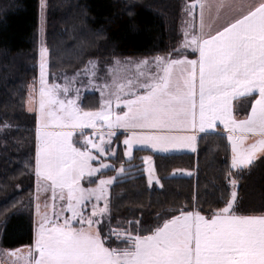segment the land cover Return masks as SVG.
<instances>
[{"label": "snow or ice", "instance_id": "obj_1", "mask_svg": "<svg viewBox=\"0 0 264 264\" xmlns=\"http://www.w3.org/2000/svg\"><path fill=\"white\" fill-rule=\"evenodd\" d=\"M40 5L43 19L47 0H40ZM200 8V31L184 32V47L192 48L193 55L198 51V57L173 59L169 53L139 60L135 63L134 80L125 82L113 76L111 83L102 85L109 89L110 97L103 100L106 109L102 111L81 110L77 104L79 89H75V98H69L77 76L65 78L63 85L48 83L45 74L48 49L41 47L38 101L36 95L30 94V103H38L40 115L35 171L45 184L51 182L54 198L56 189L60 190L59 199L66 201L61 211H70L71 216L61 220L59 214L53 218L46 211L40 214L34 245L28 247L27 253L20 254L18 249L8 252V257L17 258L12 264H19L20 260L24 264H264V214H235V191L225 206L216 209L210 217L200 211H180L154 228L144 230L139 221L118 220L117 224L128 227L113 229L106 191L115 178L102 179L96 188L89 189L79 182L86 169L91 173L113 167L101 163L93 169L89 163L94 159L93 150L108 155L103 143L85 138L84 150L73 144L74 130L77 127L83 130L89 124L94 129L98 123L100 127L106 123L109 129H128L131 135L124 144L126 155L131 156L135 144H151L154 148L192 147L196 136L174 134L175 130L186 132L198 126L204 131L220 121L230 132L258 133L260 137L247 148H240L242 138L228 136L232 141L233 168L252 165L258 153L264 154V0L259 3L215 0L201 2ZM205 8H215L217 17L221 10L239 14L226 19L213 34L210 26L205 31ZM116 65L119 70V60ZM84 74L89 77V83L97 86L98 62L89 61ZM126 88L130 99H122ZM253 90H258V98L252 103L251 112L243 120L234 119L231 101ZM61 95L65 99H60ZM111 97L117 105L122 103L127 107V111L114 119ZM108 135L113 133L110 131ZM100 138L103 141V135ZM118 171L123 173L124 168ZM153 179L150 174L149 183ZM93 198L96 203L85 216L87 202ZM105 217L108 234L102 235ZM140 231L147 234L141 235ZM112 237L126 246L109 247ZM2 264H8L7 259Z\"/></svg>", "mask_w": 264, "mask_h": 264}, {"label": "trees", "instance_id": "obj_2", "mask_svg": "<svg viewBox=\"0 0 264 264\" xmlns=\"http://www.w3.org/2000/svg\"><path fill=\"white\" fill-rule=\"evenodd\" d=\"M193 2L47 0L45 45L50 72L62 70L69 75L84 69L89 61H97L102 74L117 58L143 59L169 53L172 58L193 56L181 49L184 19ZM40 6V0H0V239L6 249L29 246L33 241L32 205L29 211L18 206L22 200L31 201L35 182L37 118L27 109V98L38 75L33 53L39 40ZM174 49L181 51L174 53ZM50 81H56L51 74ZM80 107L99 109V94H85ZM124 136L115 135V153L105 157L113 167L97 172L89 182L115 178L109 195L113 229L128 227L117 224L118 220L139 221L144 230L154 228L180 211L211 216L231 198L234 179L235 212L264 214V155L250 168L236 171L228 136L215 133L200 135L192 152L136 149L127 159ZM148 156L159 181L152 186L144 164ZM121 167L123 173L118 171ZM103 223L102 235H107V217ZM108 246L126 245L112 237Z\"/></svg>", "mask_w": 264, "mask_h": 264}, {"label": "rangeland", "instance_id": "obj_3", "mask_svg": "<svg viewBox=\"0 0 264 264\" xmlns=\"http://www.w3.org/2000/svg\"><path fill=\"white\" fill-rule=\"evenodd\" d=\"M193 10H194V8L193 9L191 8V11H188L187 18H186V20H184V26H185L184 32H185V30H187L191 33L195 29L196 22L194 21ZM45 21H46V8L43 10V19H42V10H40V22H39V31H38L39 40H38V44L35 45V48H34L35 50L33 53V56H35V58H33V60L35 61L34 66L37 67V71H38V75H37V79H36L37 81L35 80V83L29 89L30 93L28 94V98H27V109L29 111L35 112V114L37 115V125H38V122L40 120V115H39V111H38V103L36 105H33L32 103H30V94L36 95L37 101H38V99H39V88H40V77H41V54H40V52H41L42 46L47 48V46L45 45V32H46ZM189 24H191L193 27L189 28ZM184 41H185V39H184ZM184 41L181 45V49L182 50L192 49V48L184 47ZM45 60H46L45 74H46V79H47L49 84H52V82L50 81V74L53 76V78L56 79L55 83L59 84V85H63L65 83V78L71 79L73 76H77V79L72 84L73 90L69 93V98H75L76 97L75 89H79V98L77 100V104H78L79 108L81 109L80 104H81V101L83 100L84 95L87 93L97 92L100 96V108L98 110H89V111H102V110L106 109V106L103 104V100L110 98L109 97V89L102 88V85H104L106 83H111L113 76H116V77L122 79V81L123 80L126 81V78H125L127 76V75H125L126 73L128 74V76H131L132 72L135 73L132 70L133 66H131V64L134 62L133 60H139V59L117 58L113 61L112 65L110 67H108V69L107 68L105 69V71L107 70L106 72L104 71L102 74H99V69H98V74H97V79H96V85L97 86H95V87L91 83H89V77L86 74H84V70H85L86 66H88V64L81 71L67 75V73L62 71V70H59V71L54 72V73L50 72V69H49L50 68V66H49V51L45 57ZM117 60H119V61L122 60L120 62L119 70H116L117 65L116 64L114 65V63ZM110 69H112L113 71H110ZM126 70H128V71L126 72ZM77 74H79V75H77ZM33 89H35V92H33ZM125 93H126L125 95H129L127 92V88L125 89ZM60 99H62V100L65 99V96L61 95ZM111 100L113 102L116 99L114 97H111ZM111 109H112V103H111ZM81 110H83V109H81ZM111 118H112V115H111ZM106 129H109L107 127L106 123L103 127H100L99 123H98V127L95 129L92 128L90 124L86 125L83 130L81 128L77 127L74 130L72 142L75 145V147L84 150L85 138H90L93 140V142H95L97 144L103 143L105 145V151L107 152V150L109 149V142H111V140H109L110 136L108 139L105 136L106 135L105 134ZM57 130H59V129H57ZM81 131L83 132L82 135H81ZM87 131H89V132H87ZM101 135H103V137H104L103 141L99 140V139H101L100 138ZM122 142H123V147H124V140ZM89 147H90V145H89ZM109 150H111V149H109ZM97 152H99V151L93 150L94 159L89 161V163L93 169L99 168L101 163L112 166V164L110 162L105 160L106 158H104V156L111 155L114 152V147H112V150L108 153V155H105L104 153H100V155H98L100 158L99 160L95 159V157H97V155H96ZM124 156L127 159H130L132 156V152H131V156H128V155H126V149H125L124 150ZM144 164H145V171H146V175L148 178V182H149L150 174L153 177H155V179H153L152 182L149 183V185L152 186V185L158 184L159 181H158V178L155 174V169H154L152 158L149 156L146 157ZM106 169H108V168H105L102 170H106ZM96 173L97 172H94V171L90 173L89 170L86 169L84 176L85 175L92 176L91 178L88 177L87 182H90L89 180H92V178L96 175ZM107 178H109V177L100 178L95 186H97L99 184L100 180L107 179ZM113 182H114V180H113ZM43 183L44 182H42V184ZM42 184H38V186L36 187L35 205H34V208L33 207L31 208V211H32L31 216H32V221L34 222V224L39 223L40 214L44 213L45 211L48 213L50 218H53L57 214L60 215L61 220L63 219V217L66 214H68L67 216H71L70 211H63V212L61 211L62 208H64L66 206V201L61 202V200L59 199L60 192L56 195L55 198L50 199L46 196V193H45L46 191H45L44 185H42ZM111 184L107 186L106 195L108 194V187L111 186ZM236 188H237L236 184L235 185L232 184V192L233 191L236 192ZM36 195L38 197L37 202H36ZM64 195L66 196L67 193L64 192ZM46 198H48V201H46ZM31 203H32V200L30 201V199H25L24 201L22 200V203L18 206V208L20 210H23V211H27V210L29 211V209H30L29 207L31 206ZM46 204H47V208L45 207ZM10 208L14 209L12 207H10ZM33 212H34V215H33ZM90 212H91V207H89V210L85 211V214H86L85 216L90 214ZM1 226L2 225L0 224V234H1ZM0 238H1V235H0ZM17 249L20 250V254L27 253L28 246L24 245V246H19L17 248H13V249H6L1 245V239H0V264H2V262L5 259H7L8 264H12V261L16 260L17 258L16 257H8L7 253L10 252L11 250H17ZM19 264H24V261L20 260Z\"/></svg>", "mask_w": 264, "mask_h": 264}, {"label": "crops", "instance_id": "obj_4", "mask_svg": "<svg viewBox=\"0 0 264 264\" xmlns=\"http://www.w3.org/2000/svg\"><path fill=\"white\" fill-rule=\"evenodd\" d=\"M201 2H204V3H214L215 0H195V2H193L191 4V6L192 5H195L194 6V10H193V13H194V21L196 22V26H195V29H194L195 32H199L200 31V22H201L200 21V11H201L200 5H201ZM248 2L249 3H259V0H248ZM238 14L239 13H235V12H225V11L221 10V12L219 13V16L217 17V13H216L215 8H212V9L205 8V11H204L205 31H208L209 30V26H210L213 29V34H214V30L216 28H218L221 24H223L226 19H231L232 16H235V15H238ZM184 27L185 26H183V33H184ZM184 39H185V36L183 38V41H184ZM183 41H182V43H183ZM184 50L189 51L190 53H193V49H184ZM198 55H199V53L197 51L195 53V55H193V56L192 55H184V56H187L188 59L191 60V59H196L198 57ZM160 56H166V55H160ZM180 57L173 58V59H179ZM126 59H133V58H126ZM149 59H151V58H149ZM139 60H141V59H139ZM139 60H133L134 62L131 64V66H133L132 70L135 73H136L135 63L138 62ZM115 64H116V62L114 63V65ZM128 70H126V72ZM178 71H179V69H177V72ZM135 73L132 72V75L131 76H128V74L126 73L125 74V75H127L125 77L126 80L127 79H133L134 80L135 79ZM197 93H198V86H197ZM130 98H131V95L130 94L129 95L122 96V99H130ZM257 98H258V90H253L252 93H249V94H246V95H243V96H239V97L234 98L231 101L234 119H236V120H243V119H245L247 117V115L251 112V105H252V103H254ZM197 102H198V96H197ZM111 110H112L111 111V115H112V118L114 119L117 114H121L122 112L127 111V107H126V105H124L122 103L119 104V105H117L116 100H114L112 102V109ZM84 111H89V110H84ZM36 118H37V115H36ZM198 123H199V121H198V116H197V124ZM110 131L113 133V135L110 136V138H109L108 133ZM87 132H89V131H87ZM118 133H125V136L123 137V140H125V138L127 136H130L131 135V132L128 129H125V128L114 127L112 129H106V131H105V134L106 135L105 136L107 137V139L109 138V140H111V142H109V149H111V150H112L113 140L115 139V135L118 134ZM215 133H224L227 136L232 135L233 137H240V138H242L239 141V147L240 148H247L252 142H254L255 140H257V139L260 138L258 133L240 132L239 130H237L236 132H230L229 129L225 128L224 125L220 121H217L215 123V127L214 128H205L204 131H200L198 126H197V128L195 130H191L190 129V130H187L186 132H181L180 130H175L174 134L195 135L196 136V140L194 141L192 147H182V148L157 147V148H154V147H152L151 144H135V145H133V147L131 149V152H133V150H136V149H147V150H151V151L157 152V153H178V152H188V151L192 152L197 147V141H198V138H199L200 135H202V134H215ZM99 140L101 141V139H99ZM229 143H230V149H231V163H232V155H233V152H232V141L229 140ZM124 148L125 149L127 148V146L125 144H124ZM109 149L107 150V153H109L111 151ZM36 153H37V131H36ZM114 153H115V149H114V152L111 155L104 156V158L105 157L107 158V157L113 156ZM96 155L97 156L100 155V152H97ZM262 155H264V154L258 153L257 154V159H259ZM34 164H35V167H36V155H35ZM252 165L241 166L240 168H233V167L232 168L234 170H236V171H241V170L250 168ZM88 177L91 178L92 176H87V175L84 176L83 175L81 177V179L79 181L80 184H81V186L84 189L95 188L96 187L95 185L97 184L98 181L96 183L89 184V182H87L88 181ZM42 182H44V181L41 180L37 176L36 171H35V182H34L33 194H32V199H31L32 200L31 205H32L33 208H34V205H35L36 187L38 186V184H42ZM42 185H44V188L46 189L45 190L46 191L45 192L46 193V196L48 198H50V199L54 198L53 197V190H52V187H51V182L49 181V182H47V184H45V182H44ZM236 186H237V182H236ZM59 192H60V190L59 189H56V195ZM64 192L67 193V190L65 189ZM109 195H110V186L108 187V194H107L108 200H109ZM236 197H237V188H236ZM48 198H46V201H48ZM37 200H38V197L36 195V202H37ZM87 203H88L87 210H89V207H91L92 204L96 203V201L93 198V199L89 200ZM234 205H235V202H234ZM100 207H103V201L100 202ZM234 212H235V210H234ZM235 214H237V213L235 212ZM33 215H34V212H33ZM67 215L68 214H66L65 216H67ZM208 217H210V216H208ZM49 218H50V216H49ZM37 225L38 224H36V223L34 224V222H33V241H32V244L29 245V246L34 245L35 236H36V230H37ZM74 226L79 227V224H75Z\"/></svg>", "mask_w": 264, "mask_h": 264}]
</instances>
